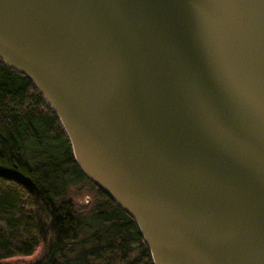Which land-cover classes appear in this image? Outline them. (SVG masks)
Listing matches in <instances>:
<instances>
[{
    "label": "water",
    "instance_id": "obj_1",
    "mask_svg": "<svg viewBox=\"0 0 264 264\" xmlns=\"http://www.w3.org/2000/svg\"><path fill=\"white\" fill-rule=\"evenodd\" d=\"M0 59L153 264H264V0H0Z\"/></svg>",
    "mask_w": 264,
    "mask_h": 264
},
{
    "label": "trees",
    "instance_id": "obj_2",
    "mask_svg": "<svg viewBox=\"0 0 264 264\" xmlns=\"http://www.w3.org/2000/svg\"><path fill=\"white\" fill-rule=\"evenodd\" d=\"M77 177L93 184L58 115L26 75L0 59V264H112L114 251L122 264H153L135 221L94 184L101 198L88 215L78 214L68 196ZM92 219L122 228L100 242L95 231L77 241L81 226L94 228ZM95 240L99 248L90 249Z\"/></svg>",
    "mask_w": 264,
    "mask_h": 264
},
{
    "label": "rangeland",
    "instance_id": "obj_3",
    "mask_svg": "<svg viewBox=\"0 0 264 264\" xmlns=\"http://www.w3.org/2000/svg\"><path fill=\"white\" fill-rule=\"evenodd\" d=\"M68 196L71 197L72 201L74 202L75 209L77 210L78 214L82 215V217L88 215L94 206L95 200L101 198V195L98 193V189L87 179H82V177H77L74 179V182L69 185ZM91 223L94 228L89 227L88 223L86 224V227H80L77 241H81L85 238L90 239V235L95 231L96 237L100 238V242L106 240V237H111L109 230L112 233H116L122 228L120 223H115L111 226L106 222H101L94 219L91 220ZM99 242L95 240L94 244L89 248H99ZM137 244L138 243H133L134 247H136ZM112 255H116L115 258L113 257L114 259L112 264H122V262H120L121 256L119 257L120 253L118 251H114ZM101 262L102 261H100L98 264H101Z\"/></svg>",
    "mask_w": 264,
    "mask_h": 264
}]
</instances>
